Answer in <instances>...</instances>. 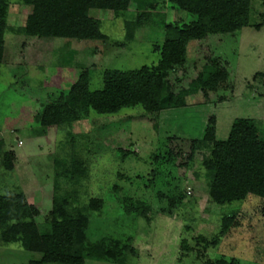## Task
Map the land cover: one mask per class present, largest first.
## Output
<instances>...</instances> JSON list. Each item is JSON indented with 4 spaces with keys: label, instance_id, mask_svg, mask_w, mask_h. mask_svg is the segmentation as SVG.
<instances>
[{
    "label": "rangeland",
    "instance_id": "1",
    "mask_svg": "<svg viewBox=\"0 0 264 264\" xmlns=\"http://www.w3.org/2000/svg\"><path fill=\"white\" fill-rule=\"evenodd\" d=\"M7 2L0 139L14 154V168L7 173L0 167V194L19 187L27 202L39 210L36 222L44 228L52 206L54 161L68 160L75 153L86 163L88 178L79 186L60 179L58 193L65 195L76 188L81 206L91 198L103 202L101 210L88 212L90 243L101 238L130 240L118 263L86 260L84 264H264V201L248 197L233 205L214 204L201 162L208 152L201 148L191 162L186 161L191 140L202 134L210 118L216 120L218 140L228 137L237 118L256 119L264 127V0H252L250 27L234 36H209L201 42L209 47L207 55L228 62L233 70L231 101L205 104L201 94H194L180 109L157 114L123 109L115 115L88 111L70 127L50 128L39 126L34 115L60 92L68 91L84 70L90 71L89 89L96 91L102 88L107 70L156 66L163 43L162 23H189L193 17L159 0L157 11L127 27L111 11L92 9L89 15L101 21L106 41L38 39L19 32L31 9L22 0ZM254 25H261L260 29ZM128 34H132L130 40ZM203 50L197 42L189 44V72L178 70L170 78L176 88L185 86L189 74L196 73L192 66L196 61L200 65ZM119 150L134 154L123 156ZM169 150L180 156L166 161ZM175 185L183 199L170 208ZM128 199L143 203L147 216L126 212ZM224 216H234L235 224L217 245L203 251L196 238L217 236ZM183 240L190 248L187 251H181ZM40 259V254L25 251L18 243H0V264Z\"/></svg>",
    "mask_w": 264,
    "mask_h": 264
},
{
    "label": "trees",
    "instance_id": "2",
    "mask_svg": "<svg viewBox=\"0 0 264 264\" xmlns=\"http://www.w3.org/2000/svg\"><path fill=\"white\" fill-rule=\"evenodd\" d=\"M172 7L193 17L189 23H162L163 43L156 66H142L132 71L107 70L100 90L89 89L90 71L84 70L68 91L60 92L34 115L42 128L72 126L81 114L93 111L98 115H115L123 109H137L145 113H160L186 106V100L201 94L205 104H220L233 99L235 75L228 62L212 58L209 47L202 45L209 36H234L250 27L252 0H166ZM31 11L19 32L29 38L64 39L76 41H106L101 32V21L89 15L90 10L111 11L125 25L137 23L146 14L157 11L159 0H22ZM8 2L0 0V73L4 53ZM261 25H254L260 29ZM127 39L132 38L128 34ZM191 42L203 46V57L196 61L187 84L176 88L171 81L174 72L187 71V50ZM206 47V48H205ZM211 54V53H210ZM180 82L179 78L175 79ZM207 151L201 157L203 178L209 183L208 197L218 206L244 202L248 197L264 201V127L252 118L235 119L225 140L217 139L216 120L210 118L202 134L190 142L186 161L191 162L197 150ZM123 156L132 151L119 150ZM168 160L178 154L167 152ZM14 154L0 139V167L11 173ZM52 206L42 228L36 222L39 210L30 205L18 189L0 194V243H18L28 252L41 255L39 261L27 264H84L86 260L118 263L128 248V242L105 238L93 243L88 239L89 211H99L102 201L91 198L86 206L79 204L76 188L61 195L59 181L79 186L88 178V167L75 153L70 159L54 161ZM195 176L198 178V174ZM158 177V176H157ZM156 177V179H157ZM1 186V185H0ZM170 208L183 199L179 186H174ZM126 212L145 218L148 208L139 201L125 200ZM235 224L234 216H224L219 234L208 240L196 238L203 251L218 244ZM190 248L182 241L181 251ZM200 251H198V254ZM184 255V254H183ZM182 255V256H183ZM205 264H213L207 261ZM218 264H226L220 261Z\"/></svg>",
    "mask_w": 264,
    "mask_h": 264
}]
</instances>
